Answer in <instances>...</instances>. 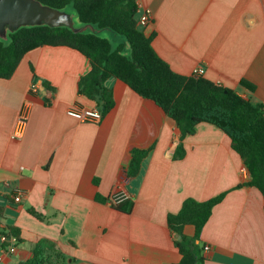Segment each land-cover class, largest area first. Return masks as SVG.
<instances>
[{"label":"crops","instance_id":"1","mask_svg":"<svg viewBox=\"0 0 264 264\" xmlns=\"http://www.w3.org/2000/svg\"><path fill=\"white\" fill-rule=\"evenodd\" d=\"M139 1L154 14L144 33L155 35L153 47L173 71L191 76L202 67L205 78L264 106V0ZM91 69L76 49L44 46L0 79V231L19 228L21 239L15 254L0 248V264L30 259L42 239L57 244L61 264H179L169 215L189 198L225 192L197 241L204 264H264V196L238 188L251 178L228 135L201 123L175 158V122L119 79L107 82L114 108L99 123L80 122L69 109L99 107L79 93ZM133 148L152 151L129 178ZM118 193L134 201L131 214L113 207ZM184 233L192 238L195 228Z\"/></svg>","mask_w":264,"mask_h":264},{"label":"trees","instance_id":"2","mask_svg":"<svg viewBox=\"0 0 264 264\" xmlns=\"http://www.w3.org/2000/svg\"><path fill=\"white\" fill-rule=\"evenodd\" d=\"M35 1L61 13L73 5L79 25L41 23L8 30L9 43L0 39V79H11L24 57L35 49L44 46L76 49L89 59L92 66L91 71L80 79L79 93L96 101L103 116L115 106L113 90L107 82L119 79L141 97L154 101L175 122L181 135L175 158L185 156L183 141L196 133L199 124L214 125L231 139L233 149L250 174V181L238 188L255 187L264 196V106L253 104L235 90L204 76H185L173 71L154 49L155 35L147 36L138 27L135 0ZM242 85L254 90L246 80ZM45 87L54 93L50 84L46 83ZM151 151L131 149V161L126 168L129 178L139 175L143 161ZM226 194L204 202L189 198L179 213L169 215L168 224L182 255L179 264L205 263L197 241L214 207ZM112 205L120 212L131 214L135 203L128 199ZM29 212L42 219L36 210L31 208ZM0 215L3 214L0 212ZM187 226L195 228L194 237L185 235ZM2 236H16L21 243L19 228L8 226L0 231V238ZM6 246V243H0V248ZM57 253L54 241L42 239L34 247L33 256L20 264H61Z\"/></svg>","mask_w":264,"mask_h":264},{"label":"water","instance_id":"3","mask_svg":"<svg viewBox=\"0 0 264 264\" xmlns=\"http://www.w3.org/2000/svg\"><path fill=\"white\" fill-rule=\"evenodd\" d=\"M41 23L73 27L72 20L63 13L35 0H0V31L17 30L21 26Z\"/></svg>","mask_w":264,"mask_h":264},{"label":"built area","instance_id":"4","mask_svg":"<svg viewBox=\"0 0 264 264\" xmlns=\"http://www.w3.org/2000/svg\"><path fill=\"white\" fill-rule=\"evenodd\" d=\"M136 1V6H137V24L138 27L140 29H145L147 28L154 19V14L153 11L148 8L147 6H145L141 1L139 0H135ZM205 69L202 67H198L194 74L199 75V76H203L205 74ZM34 91L36 90V87L33 88ZM26 110V108H25ZM68 115L75 118L76 120L80 121V122H95V123H99L102 121L103 119V113L101 108L99 107H94V108H83V109H69L68 110ZM27 121V115H26V111H23V113L20 116L19 119V130L20 132L23 131V128L26 124ZM17 136H21V134L17 135ZM129 199V196L125 193L122 194H115L111 199L110 202L111 203H115V204H120L126 200ZM15 200L17 202L21 201V196H17L15 198ZM0 242L1 243H6L7 246L3 247V252L6 254H15L17 252V248L19 245V240L16 236H2L0 238ZM204 250L206 252H210L211 247L209 245L204 247Z\"/></svg>","mask_w":264,"mask_h":264},{"label":"rangeland","instance_id":"5","mask_svg":"<svg viewBox=\"0 0 264 264\" xmlns=\"http://www.w3.org/2000/svg\"><path fill=\"white\" fill-rule=\"evenodd\" d=\"M62 13L64 14L65 17H67V18L72 20L73 27L79 25V20L77 19V15L75 13V9H74L73 5L68 6L65 9V11L62 12ZM106 36L108 37V39L112 40V38L109 36V34H107ZM0 39L3 40L5 43H9L8 30L0 31Z\"/></svg>","mask_w":264,"mask_h":264}]
</instances>
